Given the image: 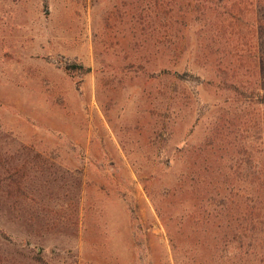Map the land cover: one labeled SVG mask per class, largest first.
<instances>
[{
	"label": "rangeland",
	"instance_id": "1",
	"mask_svg": "<svg viewBox=\"0 0 264 264\" xmlns=\"http://www.w3.org/2000/svg\"><path fill=\"white\" fill-rule=\"evenodd\" d=\"M151 1L0 0V264H176L182 183L264 234V5Z\"/></svg>",
	"mask_w": 264,
	"mask_h": 264
},
{
	"label": "trees",
	"instance_id": "2",
	"mask_svg": "<svg viewBox=\"0 0 264 264\" xmlns=\"http://www.w3.org/2000/svg\"><path fill=\"white\" fill-rule=\"evenodd\" d=\"M248 1L249 0H178V3L185 2L184 5L188 14L190 11L197 13V11L206 7V4H211L218 9L223 6L225 9L235 10L239 8V10H241L240 7H242L243 4H247ZM255 1L264 5V0H251V3L249 2L248 4L253 5ZM151 2L158 3V1L153 0ZM180 13H184V11H180ZM229 16L232 19H236L238 15L236 13L234 15L230 14ZM148 18L149 16L147 19ZM151 20L154 21V18L150 19V22ZM165 71L166 69H163V72ZM166 90H170V88L164 86V98L168 96ZM160 136L163 137L164 134L161 133ZM161 156L163 157V154H161ZM164 158L166 157L162 159L164 160ZM170 161L169 158L165 160V162L169 163ZM180 190L182 193L185 192L186 195L195 200V204H193L190 212L192 217L191 215L189 216L190 233L187 234L188 239L191 238L195 246L191 249L192 253L187 252L183 258L179 257L180 250L176 248V239L173 233L168 229V236L174 245L176 264H188L184 263V260L187 262L190 260L188 254H192V261H196L198 264H252L253 255L257 253L255 247L260 248L263 246L264 248V234L261 236V239L260 236L257 235V232L256 235L254 234L252 227H254L255 230L256 225L251 220L250 209L248 210L246 208L243 215L238 219L235 216V212L239 206L236 207V202L233 203L229 196L223 192L225 190L223 187H211L210 190L205 189L200 196L198 190L202 189L197 185L188 188L186 186L184 187L182 183ZM159 215L162 220H164L161 212H159ZM253 216L255 217L254 210ZM257 224L262 225L263 223L258 221ZM248 228L253 231L251 235L249 234ZM262 229L264 230V225ZM191 264L194 263L191 262Z\"/></svg>",
	"mask_w": 264,
	"mask_h": 264
}]
</instances>
